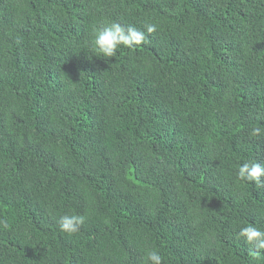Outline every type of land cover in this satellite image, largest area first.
<instances>
[{
  "label": "trees",
  "instance_id": "obj_1",
  "mask_svg": "<svg viewBox=\"0 0 264 264\" xmlns=\"http://www.w3.org/2000/svg\"><path fill=\"white\" fill-rule=\"evenodd\" d=\"M110 22L146 42L102 57ZM256 161L264 0H0V264H264Z\"/></svg>",
  "mask_w": 264,
  "mask_h": 264
},
{
  "label": "clouds",
  "instance_id": "obj_2",
  "mask_svg": "<svg viewBox=\"0 0 264 264\" xmlns=\"http://www.w3.org/2000/svg\"><path fill=\"white\" fill-rule=\"evenodd\" d=\"M147 33L157 31V25L147 24ZM147 40L146 33L133 25L123 26L119 22H110L100 27L94 32V40L92 48L94 52L104 58H111L116 55V51L120 46L133 48L142 45ZM260 128H253L252 136L260 134ZM238 179L243 182L255 183L257 187L264 188L262 177H264V165L259 162H245L239 167ZM85 217L83 215H63L59 219V229L66 234H75L84 224ZM8 224L4 220H0V228L6 229ZM237 239H242L246 245L252 246L257 254L260 250H264V230L254 226L246 225L241 227L237 234ZM145 264H162V256L158 251L150 250L145 256Z\"/></svg>",
  "mask_w": 264,
  "mask_h": 264
}]
</instances>
